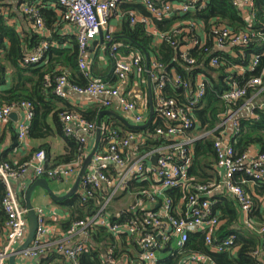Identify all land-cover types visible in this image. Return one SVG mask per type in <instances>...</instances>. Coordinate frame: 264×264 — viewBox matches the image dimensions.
I'll return each instance as SVG.
<instances>
[{
  "label": "built area",
  "instance_id": "2783aa9c",
  "mask_svg": "<svg viewBox=\"0 0 264 264\" xmlns=\"http://www.w3.org/2000/svg\"><path fill=\"white\" fill-rule=\"evenodd\" d=\"M241 10L247 28L236 32L219 18L209 21L187 19L177 22L170 30H159L156 21L170 19L175 15L183 16L189 12H200L207 8V0H56L60 6V16L68 25L76 28L79 45V67L88 81L86 86L72 84L63 74L57 78L55 93L67 99L72 90L80 95L91 96L105 108L118 105L126 114H130L133 124L142 125L147 118L144 111L148 109L147 92L137 94L141 82H146V76L152 79L153 99L155 108L165 121L164 127L155 129V139L160 144L150 150H144L147 134L127 133L120 131L110 132L107 141L95 153L93 160L82 178L78 193L84 202L102 195L104 198L99 210L87 219L74 221L66 235L57 239L51 251V241L48 237L47 223L44 210L38 209V227L36 239L32 245L21 252L28 259H40L48 256L50 252L63 255L72 264H80L81 256L87 252V244L91 241L92 234L99 226H105L116 235L126 233L131 240L140 247V261L142 264H158L163 246L172 241L175 248L181 249L189 239L191 232L202 231L204 241L214 252L229 251L232 255L239 252V246H234L238 238L236 233H231L224 238H219L222 219L214 213L213 206L219 194L230 195L239 207L242 227L260 237V245L253 251V256L264 257V222H258L254 214V199L247 190V185L260 184L264 181V152L253 153L248 150L237 155L232 144V137L240 131L237 115L244 108L249 115H254V109H264V99L256 100L258 94L264 91V69L261 75L254 76L243 85L230 77L231 87L223 93L222 98L227 103L246 97L250 88L256 89L254 95L240 109L230 108L223 114V120L218 125L221 129L220 136L214 142L216 151V168L222 171V178L216 182L195 183L191 181L189 168L193 162V143L202 137H207L213 132L202 131L193 135L198 127L193 111L200 108L206 95L208 78L199 74L194 87L181 73L169 72L165 65L152 61L148 69L146 56L141 52H133L124 56L120 52L122 44L116 41L114 30L110 27L113 16L120 19L127 17L132 27L142 24L145 30L154 35L158 42L167 41L179 49V41L175 39L180 35L188 44L181 45L182 59L189 65L196 64L198 57L192 56L189 49L197 48L210 55L209 63L213 68L226 66L227 54L237 51L244 53V48L249 45L253 37L263 36L256 29L251 30L256 13L255 0H231ZM0 0V15L7 16V12ZM123 3L142 4L148 14H143L135 9L123 12L120 6ZM20 15L25 18L30 27L46 37L48 26L40 13L39 3L36 0H21L18 7ZM103 31L104 42L111 43L109 56L113 61L114 74L117 77L116 85L110 84L102 78L92 76L90 47ZM50 47V42L44 40L42 45L34 52L26 55L24 64L38 63ZM239 48V49H237ZM262 53L252 55L249 68L254 70L260 62ZM228 72H245L240 65H229ZM182 90L185 102L175 96L165 94V89ZM32 105L23 102L21 105H0V120L7 122L15 110L23 112V119L19 123V138L24 141L28 138V130L33 121ZM64 134L66 137H75L86 151L79 159L72 163H62L54 168L43 165L44 158L33 159L15 168L10 163L0 161V181L6 186V193L2 205L7 213V245H0V263L6 264L9 254L14 251L16 244L24 241L28 234L29 220L28 209L20 206L10 181L22 175L32 174L46 177L49 180L66 181L78 174L87 154L91 138L96 133L97 125L85 120L77 113H63ZM229 126L232 128L228 138ZM41 154V153H40ZM158 155L157 163L153 157ZM148 180L152 186L142 190L131 191L130 182L133 179ZM179 188L186 196L181 199L180 206L185 207L184 215H174L177 204L174 203L165 190ZM133 195L127 208L117 209L116 213L109 209L111 202L120 194ZM162 204L155 209L159 199ZM111 208V207H110ZM115 215L117 220L111 222L109 217ZM124 220H120L122 217ZM89 245V244H88ZM232 246H234L232 248ZM173 247V248H174ZM171 253V252H169ZM108 264H115L112 254L108 255ZM126 264L133 262L126 261ZM178 264H216L211 257L204 253H191Z\"/></svg>",
  "mask_w": 264,
  "mask_h": 264
},
{
  "label": "trees",
  "instance_id": "16d2710c",
  "mask_svg": "<svg viewBox=\"0 0 264 264\" xmlns=\"http://www.w3.org/2000/svg\"><path fill=\"white\" fill-rule=\"evenodd\" d=\"M50 0H41L40 13L44 18L46 25L51 29L50 47L45 52L44 57L38 63L24 64L26 55L38 49L45 37H42L31 27L18 30L16 26L9 24L8 20L0 15V105H21L23 102H28L32 105L33 121L28 130V138L42 139L54 134L50 128L48 118L53 117L56 129L59 133L64 134V124L62 122L63 113H77L87 121L97 124L100 111L104 108L99 103L92 105L85 110H72L71 108H63L61 105L66 101L55 93L57 78L65 74L72 84L86 86L88 81L85 79L83 72L79 67V45L77 36L64 35L62 29L64 27L63 21L52 8L47 5ZM172 1V0H164ZM208 5L204 11L189 12L183 16L175 15L170 19L156 21L155 24L159 30H170L177 22L187 19L202 20L207 24L206 30L209 31V21L213 18H219L223 23L228 25L236 32H241L247 28V23L243 18L241 10L234 5L231 0H207ZM256 13L252 22L251 30L256 29L257 33L264 34V0H255ZM123 12H128L135 9L143 14H148L146 7L142 4L123 3L120 6ZM13 15V14H12ZM61 19V20H60ZM62 21V22H61ZM116 41L122 44L120 52L124 56H129L133 52H141L145 55L147 51L150 55L151 61H158L165 65L169 72H179L183 74L192 87L199 74H205L208 78L206 95L203 99L200 108L193 111L197 120V134L202 131H211V135L197 139L193 143V162L189 168V175L192 183H206L215 179L216 177V151L214 148L215 140L220 136L221 129L218 125L223 120L222 115L227 114L230 108L240 109L249 98H251L256 89L250 88L248 95L235 103H227L222 95L231 87L230 77H233L240 85H243L254 76L261 75L264 69V55L260 57V62L254 70L249 68L252 55L255 53H262L264 51V35L252 38L249 45L244 48V55L237 51L236 55L227 54L228 63L226 66L213 68L210 63V55L205 54L197 48L189 49L192 56L198 57L199 61L196 64L189 65L181 57V45L188 44V42L178 35L175 37L179 41L178 47L172 46L167 41L158 42L154 35L149 34L142 24L136 27L130 25L127 17L121 21L120 31L115 33ZM239 49V48H237ZM99 57L97 56L95 64L92 68V73L96 76H102L99 72ZM231 65H240L245 68V72L240 74L238 71L228 72L227 67ZM104 76V75H103ZM102 78V77H101ZM182 90L170 87L165 89V94L180 98L185 102L182 95ZM258 96L256 97V99ZM155 103V100H154ZM156 104V103H155ZM240 131L233 136L231 141L237 155L242 154L257 146L260 152H264V109L256 107L254 115L238 113ZM104 133L100 144V149L107 141V137L113 130H118L122 135L127 133H141L147 134L144 150H150L160 143L154 138L155 129L157 127H164L165 121L160 116L159 111L156 110L154 114L153 123L146 129H132L121 122L118 118L106 114L103 116ZM12 126L9 125L5 130V138L10 135L13 143H17V137L13 134ZM16 133V131H15ZM68 140V147L66 152L58 155L53 164L48 165L47 168H54L62 163H72L80 158L85 153L83 145L73 136L66 137ZM15 143V144H16ZM14 144V145H15ZM43 149L46 154L47 164L50 162V146L44 145L40 148L32 149L28 156L23 158L20 162H13L5 156H0V161L10 163L17 168L25 162L34 158V156ZM51 181V180H50ZM152 182L148 180L139 181L133 179L130 182V189L133 192L149 188ZM250 192L249 185L246 186ZM256 192L259 196L264 198V181L261 185H257ZM6 193L5 184L0 181V227L7 220V216L2 207V199ZM165 193L173 199L177 204L183 199L186 194L179 188H169ZM251 193V192H250ZM253 196V195H252ZM103 197L98 195L86 202H84L79 193H76L70 198L61 201H55L61 208L68 211V219L63 222L62 227L68 231L71 224L79 219H87L94 215L100 208ZM255 203V216L258 222H264L262 201L253 196ZM216 203L213 206V211L222 220H226L221 226L219 238H224L231 233H236L238 238L234 242V246H239L240 250L237 255H232L229 251L214 252L208 247L204 241L203 232H191L188 241L183 248L172 249V241L165 244L161 250L162 257L158 264H178L183 258L191 253H204L211 257L216 264H264L263 258L253 256V251L260 245V237L256 233L243 229H235V222L239 220V207L236 200L230 195L219 194L216 196ZM163 199L160 198L156 204L155 209H159ZM111 222H115L117 217L115 215L109 217ZM123 216L120 220H124ZM95 236L99 240L105 242L106 245H115L116 234L110 232L107 227L99 226L92 234V239ZM121 238L126 237L121 234ZM232 246V248L234 247ZM171 250V254L165 255ZM89 252H97L102 250H94L90 246ZM87 254L86 252L84 253ZM91 254V253H90ZM53 257L42 260V264H48L54 257L61 258L57 254H51Z\"/></svg>",
  "mask_w": 264,
  "mask_h": 264
},
{
  "label": "crops",
  "instance_id": "0c3cea01",
  "mask_svg": "<svg viewBox=\"0 0 264 264\" xmlns=\"http://www.w3.org/2000/svg\"><path fill=\"white\" fill-rule=\"evenodd\" d=\"M20 1L21 0H4L2 5L5 9V12H7V16H4V17L8 20L10 25L16 26L18 30H22L24 27L28 29V27H30V25H29L28 21L20 15V11L18 9ZM29 1H33V0H29ZM36 1L39 3V7H40V5L42 4L41 0H36ZM47 5H49L50 8H52L58 15H60V10H59L60 6L56 3V0H50L47 3ZM113 17H111V20H110V27L116 33L118 31H120V25H121L122 19H120L119 16H113ZM63 25H64V27L62 29V34H64V35L75 34L76 28L74 26L68 25L64 21H63ZM51 32L52 31H51L50 27H48V29L46 30V37H45L48 41L52 40L51 39V35H52ZM98 37H99V35H98ZM98 37H97V39H98ZM96 51H97V56L100 59V61H99V72L101 74H103L104 76L103 75L102 76H96L93 73H92V76L94 78H101L102 77V79H104L105 81H108L110 84L116 85L118 83V80L114 74V66H113V61L109 56V49L107 50L106 45L104 44V45H98ZM89 52H90V58H91V62H92L95 51L91 52L89 50ZM97 56H96V58H97ZM96 58H95V61H96ZM95 61H94V64H95ZM94 64H93V66H94ZM149 77L150 76H146V82H141L140 87L137 91V94H143V92H144V95L146 94L145 91L147 92L146 97L148 99V109L146 111H144V115L147 119H148L149 113H150V105H149V98H148V79H149ZM256 97H254V98H256ZM262 99H264V91H263V93L258 94V98L254 101H259ZM65 100L66 101L61 105V107L66 108V109L71 108L72 110H76V109L85 110V109H88L89 107H91L92 105H98L99 104L91 96L80 95V94H78L72 90L69 91V96ZM101 106L103 107V105H101ZM103 108L119 113L120 115L124 116L130 123L133 124V121L131 120L130 114L124 113L119 108L118 105H113L112 107H109V108H105V107H103ZM15 112L17 113L16 119L10 117L7 122H3L0 120V156H5L8 159L13 160V162H20L23 158H25L26 156L29 155V153L32 149H36V148H40L44 145H48V146H50V154H51L50 162H48L49 164H47L46 154H45V151L43 149H41L34 156L33 159L37 160L38 158H44L43 165L45 167H47L48 165L51 166L54 162V159L58 155H61V154L66 152V147H68V140L66 139L65 135L62 133H59L57 131L53 117L50 116L48 118V123L50 125V128L54 131L53 135H51L47 138H42V139L27 138L26 140L21 141L19 138V126L18 125L21 122V120L23 119V112L20 110H15ZM242 112L248 113L246 108H244L242 110ZM9 125H11L13 130L15 129V131H16V133L14 131L13 134L17 137V143L16 142L13 143L10 135L9 136L7 135L5 138V130L7 129V127ZM196 129L194 130L193 135L197 134ZM232 131L233 130H232L231 126H229L228 138H230ZM95 137H96V134L91 138V140L89 142L88 149L90 152L93 148V145L95 144ZM250 151H252L253 153H257V152H260V149H259V147L254 146V147H251ZM38 161H39V159H38ZM214 168L217 172L216 177H215V179H212L209 182H216L222 178V171L219 168H216V166ZM36 179H37L36 176H34L32 174H26V175L20 176L19 178L12 179L10 181L11 188L17 196L20 206L24 209L25 208L28 209L27 202H26L27 191H28L29 187L36 181ZM75 180H76V178L74 179V177H72L66 181L51 180L50 185L56 194L61 195V194L66 193L72 187ZM262 183L257 184V185H261ZM256 186L250 184L249 185L250 192L254 197L259 198L262 201V206H263L262 210H263V215H264V198H263V196H259V194H257L256 188H255ZM100 196H102V195H100ZM2 201H3V199H2ZM32 203H33L36 211H38V209H40V208H42L44 210V218L46 220L47 228L49 231L48 237L51 241L50 245H51V251H52L57 239H61L67 233V231H65L63 229L62 224H63V222H65L68 219V216H69L68 211L61 208L57 203H55V201L51 198V196L45 190H43L41 187H37L35 189L33 196H32ZM180 204H183V203L179 202L175 206V209L173 212L174 215L179 216V215L185 214V207H184V205L180 206ZM2 207H3V210L6 214V216H7V213H6L3 205H2ZM254 210H255V203H254ZM116 212H117V210L113 211V213H116ZM37 215H38V212H37ZM28 220H29V218H28ZM225 222H226V220L223 219L222 224ZM6 223H7V220L0 227V245L1 246L7 245V243H8L7 239H6V235H7ZM234 225H235V227H234L235 229H243L242 224H241V220H240V211H239V220L236 221ZM28 229H29V227H28ZM219 232H220V230H219ZM219 232H218V235H219ZM36 234H37V231H36ZM123 234H125L126 237L121 238L122 236H120V235L116 236L117 241H116L115 245H106L105 242H102L99 240L98 236H95V239L88 242L89 245L87 244V247L90 246L94 250H102V252H98V254H93V253H97V252H89L88 253V249H87V252H86L87 254H85V256L83 254L80 258V264H108L107 258H108L109 254L113 255L115 264H126L125 263L126 261L133 262V264H142V262L140 261V255H139L140 247L131 240L130 236H127L126 233H123ZM27 236H28V234H27ZM27 236L24 239V241L15 245L14 251H12L10 254H13L15 251H17L25 243ZM35 239H36V236L34 237V239L32 240L30 245H32L34 243ZM171 247H172V249H175V247L173 245H171ZM169 252H171V250L168 251L167 253H165V255L167 256V255L171 254ZM51 254L55 255V252H50V254L48 256H45V257L40 258V259H28V258L23 257V255H21V252H20V253H17L15 262H16V264H42L41 263L42 260L53 257V255H51ZM237 254H238V252L234 253V255H237ZM57 255H59L61 258L57 259L56 257H54L52 259V261H50L48 264H72L63 255H60V254H57ZM162 255L163 254L161 252V257H162ZM8 258H9V256L6 259V264H9ZM263 261H264V257H263Z\"/></svg>",
  "mask_w": 264,
  "mask_h": 264
},
{
  "label": "water",
  "instance_id": "95a60500",
  "mask_svg": "<svg viewBox=\"0 0 264 264\" xmlns=\"http://www.w3.org/2000/svg\"><path fill=\"white\" fill-rule=\"evenodd\" d=\"M104 44L106 45V48L108 50L110 48L111 43H109V42L105 43L104 42L103 31H100L98 39H95L92 42L91 48H90L91 52L95 51L93 60L91 62V69L93 68V64H94L95 58L97 56L96 50H97L98 45H104ZM145 56H146L147 65H148V69H149L151 58H150V55L147 51H145ZM148 98H149V105H150V113H149V117H148L146 123H144L142 125L130 123L124 116L120 115L117 112L110 111L107 109H103L100 111V114H99L98 120H97L95 144H94L91 152L86 156L84 163L82 164V167H81V169H80V171L76 177L74 184L66 193L61 194V195L56 194L50 185V180L46 177L37 178L36 181L29 187L27 194H26V202H27V207H28V218H29L28 236H27L25 243L17 251H15L13 254L9 255V258H8L9 264H16L15 259H16L17 253H20L24 249H26L31 244L34 237L36 236V231H37V227H38V215H37V211H36V209L32 203V196H33L35 189L37 187H41L55 201H61V200H64L66 198H70L73 195H75L78 192L82 178L86 174V172H87V170H88V168H89V166L93 160V157H94L95 153L97 152L99 145L101 143L103 133H104L103 116L106 114H110V115L118 118L121 122H123L125 125H127L128 127L132 128V129H146L153 123L154 114H155V105H154L153 91H152V80L150 77L148 79ZM10 117L16 119L17 113L13 112L10 115ZM157 160H158V155L153 157L154 164L157 163Z\"/></svg>",
  "mask_w": 264,
  "mask_h": 264
},
{
  "label": "rangeland",
  "instance_id": "374dc122",
  "mask_svg": "<svg viewBox=\"0 0 264 264\" xmlns=\"http://www.w3.org/2000/svg\"><path fill=\"white\" fill-rule=\"evenodd\" d=\"M114 18V17H113ZM90 152V151H89ZM77 176V174H76ZM76 176L74 177V179L76 178ZM134 200V196L133 195H130V194H127V195H123L120 194L118 195L112 202H111V206H109L107 208V211L105 212V214H109V209H113V210H117V209H123V208H127L131 201ZM111 207V208H110Z\"/></svg>",
  "mask_w": 264,
  "mask_h": 264
},
{
  "label": "clouds",
  "instance_id": "9594fccd",
  "mask_svg": "<svg viewBox=\"0 0 264 264\" xmlns=\"http://www.w3.org/2000/svg\"><path fill=\"white\" fill-rule=\"evenodd\" d=\"M151 63V62H150ZM155 105V104H154ZM155 111H156V108H155ZM97 125V124H96ZM96 134V133H95ZM65 135V134H64ZM66 137V136H65ZM103 138V137H102ZM102 141V140H101ZM101 144V143H100ZM94 146V145H93ZM98 149H100V145H99V148ZM90 152L88 151V154H89ZM87 154V155H88ZM84 163V162H83ZM82 167V166H81ZM81 169V168H80ZM89 169V168H88ZM80 171V170H79ZM79 173V172H78ZM78 175V174H77ZM78 193V192H77Z\"/></svg>",
  "mask_w": 264,
  "mask_h": 264
}]
</instances>
